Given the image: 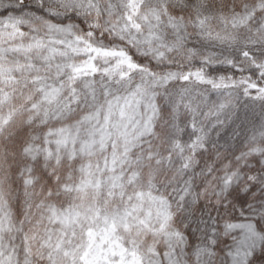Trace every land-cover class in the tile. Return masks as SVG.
<instances>
[{"label": "snow or ice", "instance_id": "obj_1", "mask_svg": "<svg viewBox=\"0 0 264 264\" xmlns=\"http://www.w3.org/2000/svg\"><path fill=\"white\" fill-rule=\"evenodd\" d=\"M0 264H264V0H0Z\"/></svg>", "mask_w": 264, "mask_h": 264}]
</instances>
